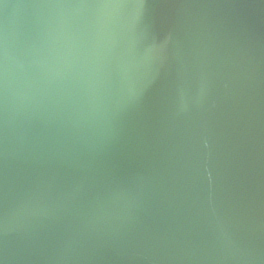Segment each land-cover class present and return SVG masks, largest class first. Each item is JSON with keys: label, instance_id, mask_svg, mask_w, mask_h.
I'll return each instance as SVG.
<instances>
[{"label": "water", "instance_id": "obj_1", "mask_svg": "<svg viewBox=\"0 0 264 264\" xmlns=\"http://www.w3.org/2000/svg\"><path fill=\"white\" fill-rule=\"evenodd\" d=\"M0 264H264V0H0Z\"/></svg>", "mask_w": 264, "mask_h": 264}]
</instances>
